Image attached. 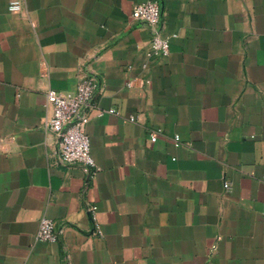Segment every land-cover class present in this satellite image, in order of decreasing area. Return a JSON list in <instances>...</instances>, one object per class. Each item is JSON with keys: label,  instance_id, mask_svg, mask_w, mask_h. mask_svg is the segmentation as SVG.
I'll use <instances>...</instances> for the list:
<instances>
[{"label": "crops", "instance_id": "obj_1", "mask_svg": "<svg viewBox=\"0 0 264 264\" xmlns=\"http://www.w3.org/2000/svg\"><path fill=\"white\" fill-rule=\"evenodd\" d=\"M85 75L94 173L46 128L47 92ZM0 264H264V0H0Z\"/></svg>", "mask_w": 264, "mask_h": 264}, {"label": "built area", "instance_id": "obj_2", "mask_svg": "<svg viewBox=\"0 0 264 264\" xmlns=\"http://www.w3.org/2000/svg\"><path fill=\"white\" fill-rule=\"evenodd\" d=\"M15 5H18L16 2ZM132 19L147 27L152 35L150 50L147 52V59L167 58L170 55V43L172 38L162 35V10L156 1H147L135 6L132 12ZM35 27V24H32ZM133 67H129L131 71ZM149 64L142 65V71L148 72ZM136 82L140 87L149 85L150 79L138 77L128 81V87H134ZM98 90V81L95 76L85 75L80 80L76 91L61 93L50 90L46 94V102L49 104L53 113L47 123V130L58 138L59 161L62 165L72 166L79 164L95 172L96 162L91 155V140L86 131L93 113L98 116L104 114L94 104V99ZM111 114H118L116 110H110ZM160 132L151 134V142H157ZM176 142L179 140L176 138ZM225 188H230V183L225 184ZM97 208L89 210L92 217ZM63 230H58L54 221L43 218L39 222L37 240L56 244L60 241ZM101 233V232H100ZM102 234V233H101Z\"/></svg>", "mask_w": 264, "mask_h": 264}]
</instances>
